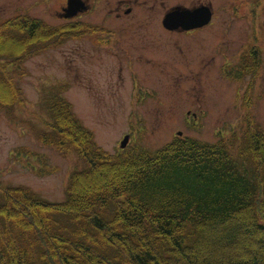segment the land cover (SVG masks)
Segmentation results:
<instances>
[{"label": "trees", "instance_id": "obj_1", "mask_svg": "<svg viewBox=\"0 0 264 264\" xmlns=\"http://www.w3.org/2000/svg\"><path fill=\"white\" fill-rule=\"evenodd\" d=\"M51 36L38 20L0 24V111L13 115L25 101L20 68L9 65ZM41 108L52 119L41 139L88 167L60 202L0 183V264H264L262 130L112 154L59 91Z\"/></svg>", "mask_w": 264, "mask_h": 264}, {"label": "rangeland", "instance_id": "obj_2", "mask_svg": "<svg viewBox=\"0 0 264 264\" xmlns=\"http://www.w3.org/2000/svg\"><path fill=\"white\" fill-rule=\"evenodd\" d=\"M60 1L0 0V24L29 14L60 25L63 21L56 15ZM131 1L132 13H125L127 5H124L120 15L111 14L114 0H106L99 14L87 17L117 29L123 38L127 36L125 49L101 48L86 37L89 35H83L68 39L60 46H49L45 42L49 47L44 46L19 63L23 68L19 69L21 74L15 76L25 93V101L13 115L0 111V182L25 185L43 198L61 201L66 198L71 172L87 167L77 154H65L40 137L45 120L51 118L41 108L40 100L44 99L45 91L53 88L69 98L78 117L94 132L98 143L110 152L118 151L121 136L131 130V125L141 129L140 136L131 143L152 151L165 146L179 130L210 143L217 142L221 134L231 137L234 130L245 138L249 126L244 121L247 112L264 132V64L261 80L251 84L250 90L244 85L238 91L239 85L223 80L218 74L221 56L215 53L216 47L220 48L223 42V51L230 45L231 51L236 52L243 37L252 31L250 22H238L231 12L219 10V5H231L236 0ZM212 2L218 8L216 20L220 22L202 32L199 38L192 40L163 29V14L177 3L193 7ZM261 2L264 21V0ZM248 7L250 13L251 7ZM224 27H230V33H222ZM46 28L49 33L61 31L68 37L87 29L79 26ZM168 39L172 40L173 49L168 47L166 51L163 42ZM130 56L135 58V67L142 73L144 82L162 87V102L159 99L142 109L148 117V121L142 123L127 121L134 109L129 106L131 79L127 61ZM12 65L10 69L17 72L19 65ZM52 84L58 85L50 88ZM237 92L243 95L240 98L244 106L239 97L236 99ZM245 97L251 107H246ZM197 108L206 110L207 119L193 126L183 122L184 112ZM21 147L36 152L39 159L20 156ZM29 161L36 166L40 164L38 171H33Z\"/></svg>", "mask_w": 264, "mask_h": 264}, {"label": "flooded vegetation", "instance_id": "obj_3", "mask_svg": "<svg viewBox=\"0 0 264 264\" xmlns=\"http://www.w3.org/2000/svg\"><path fill=\"white\" fill-rule=\"evenodd\" d=\"M47 1L48 0H46V2ZM49 1L53 2V0ZM105 2L106 0H61L59 2V9L57 8L56 10L57 17L63 21V23H61L60 25L51 24L43 21L40 18L34 16L33 17L36 20H39L53 27L79 26L87 28L86 30H83V35H89L86 37L92 38L94 44H98L101 48L113 50H115L116 48L125 49L124 42L128 40L127 36L123 38L122 35H119L117 29L105 26L102 22H96L92 19H87L88 16L99 14V12L105 5ZM114 3L115 7L110 10L111 14L115 13L117 15H120V11L124 5H127V7H125V13H132L131 0H120L119 2L118 0H114ZM249 5L251 7L250 13L248 7ZM218 7L221 11L231 12L234 17L238 19V22H250L251 24V34H247L245 35V37H243V42L240 43V47L236 52L231 51L232 48L230 47V45L227 51H223V42L220 48H218L217 46L215 50V53L221 56L219 57L220 64L218 65V74L220 75V77L231 84L239 85L238 91L241 90L244 85L247 90H250V88L252 87L251 84H258L263 74L264 21L261 19V15L263 13L262 2L261 0H236L235 3L231 5H219ZM175 9H177L178 11L195 12L203 10L206 11L203 12V16H205L206 14H211V18L207 22L200 21V25L191 28H185L182 25L175 28H168L164 23L165 17ZM217 10L218 8L213 2L200 3L193 7L185 6L182 3H177L163 14L161 24L163 26V29H165L168 33H178L180 37L193 40L199 38L202 35V32H205L210 27L216 26L220 22V20H216ZM249 14L252 15L251 19H249ZM99 21H102V19H100ZM182 22L185 23L184 17H182ZM229 28L224 27L222 28L221 32L230 33ZM116 33L118 34V37H115ZM72 38H76L74 34H72ZM163 46L166 47V51L168 47L173 49L172 40L168 39L167 41L163 42ZM163 53L165 55L167 54V52L165 51H163ZM145 60L147 61L149 60V58H145ZM180 65H183V63L181 62ZM127 67L131 79L129 106L134 107V109L131 110L127 121L141 123L146 122L148 121V117L146 116L145 112H142V109L148 107L152 102L159 99L160 102H162V87L160 88L155 84L154 86H152L144 82L142 73L139 71V69H137V67H135L134 57L130 56L128 58ZM242 96L243 95L238 92L235 95L236 99L237 97H239V101H241V104L244 106L241 100ZM246 101H248L247 98L244 103L246 104V106H248L249 102L246 103ZM204 118L207 119L206 110L202 108L188 109L184 112L183 122L189 124H197L203 121Z\"/></svg>", "mask_w": 264, "mask_h": 264}, {"label": "water", "instance_id": "obj_4", "mask_svg": "<svg viewBox=\"0 0 264 264\" xmlns=\"http://www.w3.org/2000/svg\"><path fill=\"white\" fill-rule=\"evenodd\" d=\"M125 142H123V145H124Z\"/></svg>", "mask_w": 264, "mask_h": 264}]
</instances>
